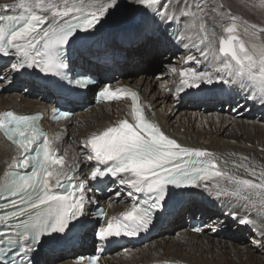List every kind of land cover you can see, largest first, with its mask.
<instances>
[{
    "label": "snow or ice",
    "instance_id": "obj_1",
    "mask_svg": "<svg viewBox=\"0 0 264 264\" xmlns=\"http://www.w3.org/2000/svg\"><path fill=\"white\" fill-rule=\"evenodd\" d=\"M153 23L176 27L169 36L188 54L185 65L171 68L178 74L176 91L201 85H230L247 100L264 107V28L249 25L224 10L219 0H131ZM118 0H11L0 4V56L11 57L12 70L34 68L45 75L65 78L66 49L79 33L97 30ZM264 9V0H259ZM243 28L247 40L241 38ZM87 88L86 77L70 81ZM105 101L130 100L129 118L119 120L82 144L85 159L95 162L90 175L79 179L75 166L59 155L55 140L41 128L40 114L0 112V133L15 147L9 170L0 178V253L15 252L12 264H33L30 254L44 236L66 234L85 216L88 180L104 177L129 190L131 206L116 216L102 210L104 223L95 233L100 242L135 237L149 230L162 211L169 187L200 189L232 207L229 215L239 225L259 232L264 244V165L246 155L229 161L207 149L188 147L166 135L145 115L140 97L130 88L105 85L99 92ZM71 113L53 110V119ZM229 156L235 157L236 153ZM231 163L232 169L222 168ZM243 170V174H240ZM119 195V193H117ZM145 198L141 199V196ZM210 230H218L210 226ZM192 231L201 233V227ZM127 251V250H125ZM100 257L80 256L76 264H98Z\"/></svg>",
    "mask_w": 264,
    "mask_h": 264
},
{
    "label": "bare ground",
    "instance_id": "obj_2",
    "mask_svg": "<svg viewBox=\"0 0 264 264\" xmlns=\"http://www.w3.org/2000/svg\"><path fill=\"white\" fill-rule=\"evenodd\" d=\"M130 1L131 0H118L117 7L110 9L109 13L102 18L100 24L97 25L96 31L99 32H97L93 38L102 37V39H106L97 43V45L99 44V46H101V49L96 50L95 45L91 42H85L82 45L79 44L80 50L76 47L78 58H76L75 62L81 64L89 63L90 54L98 52L109 53L111 50L114 56H120L126 59L127 56L129 57L131 54L130 52L133 51V49L131 50L133 44L126 42L128 41L127 39H119L120 37H118V35L125 32L138 34L142 38L141 46L139 47L144 46L145 48L143 51L139 52L138 58L140 61L136 60L135 65L137 63L140 64V67H144L152 61V59H158L153 57H157L161 53H164L162 60L172 59L173 61V65H163L164 69L154 77L151 74L143 73V75L138 78L131 79L122 76L115 81L116 84H125L131 87L139 94L140 103L145 110V115L149 119L155 121L166 135L176 139L182 145L207 149L216 153L218 157H224L229 161L238 159L240 155H246L258 165H264V107L258 102L247 100L243 92H240L239 89H234L230 85H225L223 86V89L218 91L203 93L209 97H201V95L194 96L195 94H200L196 93L198 90L195 88L185 89L183 92L178 93L176 88L180 78L178 74L172 73L170 69L173 67L177 69L182 67L199 68L200 66L191 64L185 65L184 57L188 54V50L184 49L174 40L169 39V36L176 31L175 26L168 28L167 32H165L163 25L153 23L150 18L141 14L140 12L142 9L138 6L135 9V14L137 16H135L130 23H133L134 25L131 30L124 29L126 25H129L128 20L124 21L123 25L113 23L111 19H118L126 14V10L123 11L122 7ZM9 2H11V0H0V4ZM248 24L252 25L251 23ZM258 27L261 28L260 26ZM102 28L105 31L102 30ZM114 28H117V32L108 31H113ZM106 30L108 32H106ZM157 32L160 34L156 35ZM240 35L241 38L245 40L248 39V37L244 35L243 28L240 29ZM158 37H160V40ZM87 38H90L92 41L91 34ZM260 40L264 41V33L260 34ZM178 47H181L183 51H179L178 55L175 53L174 58L168 56L171 54L170 52H174L176 48L179 49ZM115 50L118 51L119 55H116ZM114 60L116 61V59ZM127 60L123 67H121L116 61L108 67L95 65L93 68L95 71L103 68L104 70L112 72L110 76H113L117 71H123V68H127L128 71L134 70L133 63ZM15 62L16 61L13 58L12 63ZM4 73H7V71ZM5 77H8L7 79L10 78L17 87L22 83L25 84L27 87L26 91H29V95H34V93L38 92L41 99L46 100L52 98L51 100H54L49 87L44 83L37 82L30 76L24 77L23 75H20L19 72L12 70V72H9ZM8 83L12 82L10 81ZM154 85L155 87L153 89ZM216 85L218 84L209 86ZM202 86L203 85H201V87ZM206 90L209 91L210 89ZM186 92L189 93L186 94ZM14 97H9L10 102L6 104L9 108L15 110L18 108L17 111L21 112H27V110H39L46 113L50 107L54 106L52 102L46 105L45 103H41L39 99H30V96H22L19 102L17 98ZM236 102L238 103L236 104ZM231 103H234L233 109L230 110V112H226L228 105ZM204 104L206 106L205 108H203ZM180 105L186 108L192 107V109L189 111L182 110L180 114L174 117L175 111L176 109L179 110L178 106ZM1 106L2 105H0V107ZM4 109H6V107L2 106L0 112ZM232 111H234V113H231ZM129 112V101L121 100L116 103L94 104L88 113L78 115V117H92L93 124L90 125L73 128L69 127V124L71 123L70 121L64 120L51 122L46 116L42 119L41 124L42 127L47 129L49 137H59V139L54 141L56 147L59 149L58 154L65 156V159L70 166L77 165L75 171L78 178L85 179L87 177V174H85L86 171L87 173H90L92 168L96 165L95 162L86 161V150L82 147L83 141L92 133H98L109 126H114L121 119H130ZM251 115H255L257 118L252 120L250 119V117H252ZM258 117L261 118L263 122L256 120ZM62 124L65 125V129L61 133L54 135L51 132V127ZM229 129H231V131H229ZM81 137H83V139H81ZM230 153H236L237 155L232 157L228 155ZM15 155V147L11 142L7 141L2 133H0V160L4 159L3 161H0V178H2L4 173L8 170L12 158ZM220 166L222 168L227 167L232 169V166L229 165L224 166L220 164ZM240 174H243V172H240ZM112 185L114 191H112L104 201V206L108 211V217L131 206V198L128 197L126 193L129 189L114 181ZM124 189L126 190L125 193H123ZM190 190H194L196 195L190 193L187 194ZM117 193H119V195H117ZM177 197L178 199L170 207L165 208V212L162 213V219L156 230L157 233L155 237L150 239V243H140L139 246L137 245V248H135L136 246H133V248L128 247V249H126L127 251L117 252L121 253L119 258L117 257V254H115L114 256H109L110 260H105L104 258L103 263L148 264L155 261L161 264H264L262 260L263 257L260 256V254L264 253V244L257 246L254 243V241L260 239L259 232L255 230L254 235L249 238L247 244L243 243L242 245H238L229 242V246L221 248L220 243H222V241L215 240L216 238L229 240L234 243H242L243 239H241L242 237H240L238 233H247L248 231H251V228L239 225L235 220H231L233 221V225L229 227L228 231L223 230L224 224L218 217L222 211L220 212V210L217 208L214 209V207L216 205H221V209H224L225 211L229 210L231 212L233 209L226 202L215 200L209 195H205L200 189H186L185 192H180ZM89 212H92V205L90 204L89 207L88 205L86 206L85 216L81 217L79 220V226H82V229L81 232H76L77 244L72 245L70 248L62 247L59 251L51 248L45 250L46 247H44L41 254L38 256V259H36L37 262L35 264H39L44 259L47 252L51 255V259L60 258L64 256V254L73 257L75 253L82 250L83 245H86L89 240L92 243L93 239H91L89 235L96 229L95 226L97 223H95V226H88V222H90L89 217H93ZM195 213H197L196 218L203 219L207 226H215L218 228L217 231L221 230V238H212V236H210L211 239L210 237H204L200 243V248L197 247L199 251H202L203 247L206 250L202 259L197 258V260H193L191 257H186L183 260L182 255L186 242L181 234L187 232V234H190L193 237L200 235L192 233L188 229L189 220L195 218ZM185 219L186 222L184 221ZM225 220L228 221V219ZM172 231H177L176 233L178 234L176 235V238L172 239L171 243L167 244V241H169L167 239L169 238L154 240L163 232L170 233ZM227 233H230V235L235 233L237 238L231 236L230 238H224L222 234L225 236ZM201 234L204 235V232ZM153 242L154 244H152ZM143 244L146 248H142ZM150 244L154 246H149ZM212 248H215V250H211ZM191 249H194V246H192ZM230 254H232V256H230ZM62 264H76V256L73 260H67Z\"/></svg>",
    "mask_w": 264,
    "mask_h": 264
},
{
    "label": "rangeland",
    "instance_id": "obj_3",
    "mask_svg": "<svg viewBox=\"0 0 264 264\" xmlns=\"http://www.w3.org/2000/svg\"><path fill=\"white\" fill-rule=\"evenodd\" d=\"M219 2L223 4L225 11H229L232 15H235V16L239 17L243 21H246L248 23L255 24L257 26H260L261 28H264V9H262V8L259 7V0H219ZM122 8H123V11L126 10L125 11L126 14L123 15L121 18L114 19V20L111 19V20L113 21V23H115L117 25H123L124 21H127L128 20L129 25H126L124 27V29L125 30H128V29L131 30V28H133L134 25H133V23L132 24H130V23L133 21L134 17L137 16L135 14V9L137 8V5L132 4L131 1H130L126 5H124ZM116 11H117V9H116ZM140 13L143 14V11L141 10ZM102 30H104V29L102 28ZM107 30H106V32H108V31L109 32H117L116 31L117 28H114L113 31H111V30H108L107 31ZM121 34H123L122 35L124 37L123 39H127L128 40L126 42H129L130 41L129 43L133 44L132 45L133 48H131V50L133 49V51L130 52L131 54L129 55V57L127 56L126 59L123 58L121 60L116 59L117 63H119L121 67H123V65H124V63L126 62L127 59H128L127 61H131L133 63L134 70L128 71L127 68H125V69L123 68V71L122 72H125L126 73V75H124L125 78H131V79L138 78L139 76L143 75V73H145V74H151L154 77L155 75H157L158 73H160L164 69L163 65L164 66L165 65H169V64L173 65L172 64L173 63L172 59L162 60V58L164 57V53L163 54L161 53L157 57H153V58H158V59H156V60L155 59H152V61H150L144 67H140V64H137V63L135 65L136 60H139L140 61V59L138 58L139 57V55H138L139 52L140 51H143L144 48H145L144 46L143 47H139V46H141L142 38L138 34H134V33H131V32H128V33L125 32V33H121ZM159 34H160L159 32L156 33V35H159ZM151 37H152V35H151ZM119 39H121V38H119ZM158 39L160 40V37H158ZM178 48L179 49L176 48V50H174V52H170V50H169V52L171 54H169L168 56H171L172 58H174L175 57L174 56L175 53L178 55L179 51H183V49L181 47H178ZM12 60H13V58L10 60V63L11 64H12ZM87 60H88V58H87ZM116 61H113V62H116ZM11 64L9 65V67L7 65L6 66H3L2 69L0 70V105L5 106L6 108H9V106L6 103L10 102L9 101V97H11V96L12 97L16 96L14 98H17L18 102L20 101V98L22 96H26V97H29L30 96L29 98L32 99V100L39 99L41 101V103H45V100L41 99L39 97V94L29 95V91H26V88L27 87H26L25 84L22 83L23 85L21 84L19 87H17V85L14 84L13 81L10 78L7 79L8 77L7 78L5 77L8 74V69H9V72H12V70H11ZM105 67H108V66H105ZM102 70H104V69L102 68ZM6 71H7V73H4ZM21 78L23 79L22 76H21ZM117 78L118 77H116V79ZM10 81L12 83H8ZM218 85H216V86H218ZM207 86L208 87H212V86H209V85H207ZM154 87H155V85L153 86V89H154ZM36 93H38V92H36ZM51 99L52 98H48L49 101ZM237 103L238 102H236V104ZM45 104L48 105L47 103H45ZM92 107H90L88 109L90 110ZM159 107H160V105H159ZM178 107H179V110L176 109L175 116L174 117H176V115L180 114L182 112V110L183 111H189L190 109H192V107L186 108V107H182V105H180ZM205 107L206 106L204 104L203 108H205ZM233 107H234V103L233 104L231 103L230 105H228V108H227V111L226 112H228V111L230 112V110H232ZM37 108H38V106H37ZM21 109H23V108H21ZM88 109L87 110H83L81 112H77V113L74 114V116H72L70 119H68L67 121H70L71 122L69 124V127L80 128L83 125L86 126V125L93 124L92 117H87V116H85V117H78V115H80V114H86V113H88V111H89ZM17 110H18V108H17ZM27 112H31V111L30 110H27ZM251 112H252V109H251ZM231 113H234V111H232ZM251 116L252 117H250V119H252V120H254V118H257L255 115H251ZM256 120H258L259 122H263V120L261 118H259V117ZM82 122L83 123L85 122V123L83 124ZM64 129H65V125H63V124L62 125H57V126H52L51 127V132L54 135H56V134L61 133ZM229 131H231V129H229ZM77 134H78V132H77ZM81 139H83V137H81ZM3 160L4 159H1L0 161H3ZM220 164L226 166L223 162H220ZM227 165L232 166L231 163H229ZM73 166H75V170H76L77 165H73ZM240 172H243V170H240ZM85 174H88L87 171H86ZM125 191L126 190L124 189L123 190V193H125ZM126 193H127V191H126ZM188 193L196 195V192L194 190H190V191L187 192V194ZM203 193H205V192H203ZM205 195H208V194L205 193ZM117 201H118V199H117ZM215 208H217L218 210H220V212L222 211V213H220L218 217H219V220H221V222H223V224H224L223 230L224 231L225 230L228 231L229 227L233 225V221H231L233 219L229 215L230 211L229 210H226L225 211L224 209H221L222 208L221 205H216L214 207V209ZM196 217H197V213H195V218ZM225 219H228V221H226ZM184 221L186 222V219ZM210 226H207V225L205 226V230L203 231L204 232V235L200 234L201 236L199 235L197 237H193L190 234H187V232H183L181 234L183 236V238L185 239V242H186V246H185V249H184L183 255H182V259L183 260L186 257H191L193 260H197V258H199V259L201 258L202 259V257L206 253V250L203 247V250L202 251H199L197 249V247L200 248V243H201V241H202V239L204 237L206 238V237L212 236V238H214V237H217V238L220 237L221 238V230L216 231V232H211ZM176 232L175 231H172L170 233L163 232L161 235L157 236L154 240H160V239H167V238H169V239H167V240H169V241H167V244H169V243H171L172 239L176 238V235L178 234ZM238 235L240 237H242L241 238V239H243V242L242 243H234L232 241L225 240V239H216L215 238V240L222 241V243H220V247L221 248H224L225 246H229V242H231L233 244H238V245H242L243 243H246L247 244L249 238L252 235H254V230L251 229V231H248L247 233H238ZM222 236L224 238L225 237L226 238H230V236L231 237H234V238L235 237L237 238V236H236L235 233L234 234H231V235H230V233H227L225 236H224V234H222ZM150 242H151V240L148 241V242H145L144 244H148ZM87 244L93 245V243H87ZM144 244H143V246L141 245L142 248H146ZM152 244H154V242ZM138 246H136L135 248H137ZM149 246H154V245H151L150 244ZM192 246H194V249H191ZM88 247H90V246H88ZM86 248H87V246L86 245H83L82 250L81 251H78L77 253H75V255H77L79 252L84 251ZM211 250H215V248H212ZM124 251L125 250H122V252H124ZM263 252H264V248H263ZM115 254H117V257L118 258L121 255V253H117V252L111 253V254H109V255L106 256L105 260H110L109 259V256H112V255L114 256ZM75 255L73 257H69V256H66L64 254V256H62L60 258L51 259L52 258L51 255L49 254V252H47L45 254V256H44V259L39 264H62V263H64L67 260H73V258H75ZM140 255H143V254H140ZM230 256H232V254H230ZM260 256L263 257L262 260H263V263H264V253L263 254H260ZM103 264H105V263H103ZM181 264H184V263H181Z\"/></svg>",
    "mask_w": 264,
    "mask_h": 264
}]
</instances>
